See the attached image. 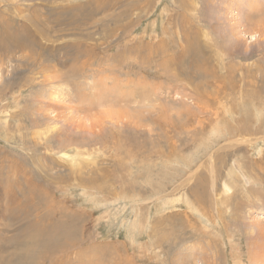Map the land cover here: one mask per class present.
I'll list each match as a JSON object with an SVG mask.
<instances>
[{"label":"rangeland","instance_id":"374dc122","mask_svg":"<svg viewBox=\"0 0 264 264\" xmlns=\"http://www.w3.org/2000/svg\"><path fill=\"white\" fill-rule=\"evenodd\" d=\"M260 209L264 0H0V264H264Z\"/></svg>","mask_w":264,"mask_h":264},{"label":"bare ground","instance_id":"6f19581e","mask_svg":"<svg viewBox=\"0 0 264 264\" xmlns=\"http://www.w3.org/2000/svg\"><path fill=\"white\" fill-rule=\"evenodd\" d=\"M56 90L58 91L59 88H57ZM55 94H56V92H55ZM53 95H54V94H53ZM250 212H252V213H250V216L248 217V218H249V221H250V219H252V218H254V217H256V216H259V215H263V214H264V211H262L261 209H260V210L250 211ZM248 218H247V219H248ZM250 226H253L252 223H251Z\"/></svg>","mask_w":264,"mask_h":264}]
</instances>
